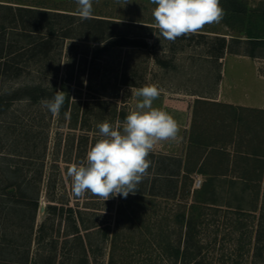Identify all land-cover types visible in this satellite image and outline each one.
<instances>
[{"label":"rangeland","instance_id":"obj_1","mask_svg":"<svg viewBox=\"0 0 264 264\" xmlns=\"http://www.w3.org/2000/svg\"><path fill=\"white\" fill-rule=\"evenodd\" d=\"M245 1L249 12L240 28H231L222 19L219 23L205 24L195 33L226 36L227 39L236 37L243 41L249 34L264 38V0ZM0 3L76 15L75 26L66 38L59 32L66 22L50 14L41 17L40 23L48 24L56 32L44 45V50L35 55L29 45L50 37L48 28L43 32L23 34L12 27L14 25L7 27L5 22V19L13 21L17 13L0 9V50L4 49L0 70L5 69V59L22 67L21 74L15 77L0 72V98L3 99L0 104V264L45 261L51 237L58 242L57 263H69L72 243L65 247L64 241L72 239L68 231L73 219L67 212L68 206L74 210L91 207L95 213L87 219L96 217L100 223L114 225L121 196L107 201L91 199L90 193L77 197L68 170L86 158L87 151L99 138L98 123L122 122L120 112L128 115L135 110L139 100L133 95L135 89L156 85L160 95L152 107L172 115L180 127L176 141L158 142L151 150L153 153L184 159L189 153L197 167L204 163L205 171L210 174L239 176L243 171L231 161L238 149L235 143L227 147L231 160L225 162L226 155L222 152L211 153L212 150L191 147V133L201 131L212 135V143L219 140L218 147L222 146L221 140L229 137L238 143L240 139L252 138L258 147L264 145V56L251 58L227 52L221 59H208L205 42L196 45L189 40H176L177 51L169 53L168 40L160 34L158 41L149 38V47L144 49L105 46L106 41L84 37L86 26L77 15L76 0H0ZM155 7L151 0H127L126 4L125 0H93L92 17L155 26L152 15ZM108 27V32L114 35L131 31L117 25ZM234 47L242 50L243 45L238 43ZM15 54L17 57L13 58ZM154 55L171 60L172 66L158 65ZM124 81H133L140 87H129L122 84ZM64 83L69 87V108L66 114L53 115L43 107L42 101L51 99L55 89L61 91ZM25 87H30V92L36 87L43 89L44 96L38 100L26 96L17 98L27 93ZM197 98L250 109L236 115L228 113L227 117L231 122L234 120L235 125L225 127L220 124L226 117L225 111L214 105L195 107ZM75 109L79 117L72 126L70 114ZM240 117L245 119L242 126L236 125ZM248 122L253 124L252 128ZM158 166L152 165L153 168ZM251 166V173L260 178L250 188L242 183L223 185L218 191L219 205L205 210V221L196 228L195 244L199 247L195 248L200 250L198 258L203 264H264V168L262 162H253ZM199 178L202 184L206 180L201 173H192L189 179L181 177L175 199L156 198L154 203L160 205L156 207L157 216L174 212L178 203L186 204L189 213L196 200L194 190L202 186H195ZM153 179L152 174L143 179V183L147 182L146 192ZM160 184L164 186L165 183ZM146 195L151 200L152 196ZM35 201H38L37 209ZM50 204L57 205L58 210L51 209ZM62 204L65 205L63 210ZM44 222V230L39 233L38 228ZM41 236L44 239L38 240ZM99 245L94 264H108L110 241ZM26 259L28 263H24ZM150 262L174 264L169 259L160 260L155 253ZM176 264H181L180 260Z\"/></svg>","mask_w":264,"mask_h":264},{"label":"trees","instance_id":"obj_2","mask_svg":"<svg viewBox=\"0 0 264 264\" xmlns=\"http://www.w3.org/2000/svg\"><path fill=\"white\" fill-rule=\"evenodd\" d=\"M220 5L225 10L223 20L227 26L231 28H240L244 25L245 17L249 12L248 3L245 0H220ZM2 8L9 11L14 10L17 13L16 18L14 15L13 21L5 19V22L8 24L7 27L14 25L12 27L18 28L21 32L23 31V34L29 35L28 33L30 32H43V30L48 28L50 37L40 38L38 41L39 43L31 42L29 45L35 55L37 52H42V49L44 50V45L50 42V38L56 32V29L50 28L48 24H41V17H46V15L50 14L54 16L55 19H60L59 21L62 19L66 22L65 25L59 28V32H61V35L65 38L70 37L69 35L76 23V15L73 14L52 12L33 7H25L23 5L14 7L13 5L0 3V9ZM79 19L82 20L81 18ZM82 21V24L86 26V35L84 37L91 41H106L105 46H131L144 49L149 47V38L156 41L159 36L158 34H160L159 29L154 25L145 23L114 21L99 17H92ZM79 24L81 23L79 22ZM110 25L129 28L131 31L128 30L124 33H118L117 35L110 34L108 32V26ZM176 40H189L196 45L205 42L207 47L206 57L213 60L223 58L227 52L244 54L251 58L264 56V38L252 36L250 34L244 41L236 37L227 39L226 36L209 35L202 32L188 33L178 37ZM176 40L174 42L167 41V52L175 53L177 51ZM238 43L243 45L242 50L234 47V45ZM3 50V48L0 50V59H4ZM13 56V58H16L17 54ZM154 59L158 65H163V67L168 68L172 66L171 60H163L158 55H154ZM4 63L5 69H3V71L0 70V72L14 77L21 74L22 67L20 65L15 66V63L11 64L7 59H5ZM122 84L129 87H140L133 81H124ZM29 88L30 87H25L27 93H25V95H18L17 98L26 96L32 100H38L44 96L43 89L36 87L30 92L28 91ZM61 91L66 93V99L60 110V114H66L70 104L69 87L64 83L61 87ZM55 92L56 89L52 96H54ZM2 103L3 99L1 97L0 104ZM198 104L214 105L222 108V110L225 111L226 117L220 121V124L225 127L235 125V121L233 120L231 122L227 117L228 113L236 115L246 109H250L203 98L196 99L195 107H197ZM252 110L254 111V109ZM258 111H260V109ZM70 115L72 120L71 124L75 126L79 117L78 110L75 109ZM126 116L127 114L124 112L119 113V118H121V120H124ZM244 121L245 119L240 117L236 121V125L238 124L239 126L241 124L242 126ZM248 125L249 128L253 127V124L249 122ZM199 132H197V134L195 131L191 133L189 138L191 147L194 146L212 150L211 153L222 152L226 155V158H224L226 162L231 160L227 147L235 143L238 149H236V156L234 155V159L231 161L243 172L239 176L216 173L210 174L205 171L204 163L197 167V164L189 153L184 159L179 156L150 152L148 159L151 161V165L147 175H154V179L148 191L149 193L144 189L147 182H141L138 185V191L135 195L130 193L127 198L121 196L113 226L110 222L100 223L97 221L96 217L87 219V216L93 217L92 215L95 213V211L90 209L91 207L86 206V209L77 208L76 210H74V207H67V212H69V216H72L71 218L73 221L68 231V235H71L72 239L66 238L64 241L65 247H67L66 245H68L69 242L72 243L69 245L72 251L71 261L66 264H94L101 248L99 244L108 241H110L108 264H151L150 261L153 253H155L160 260L169 259L174 262V264L179 260L181 264H203L198 258L200 250L196 251V248L199 246L195 244L197 243V241H195V232L198 225L205 221V210L219 205L218 191L223 185L234 186L236 183H242L245 188H250L251 184L260 178L251 173V164L253 162H262L264 168V145L258 147L252 138L248 140L240 139L241 142L238 143L236 140L229 137L228 140L226 138L221 140L222 146L218 147L216 143L219 140H216V143H212L210 139L212 135L207 136V134L205 135L201 131ZM240 143L241 145L239 146ZM243 148L244 150H242ZM208 152L209 151H207V153ZM154 159H157V161L155 162ZM153 163H155L156 166L159 164V166L153 168ZM192 173L204 174L206 180L199 189L194 190L196 200L191 205V211L189 213L186 211V204L178 203L176 204V210L174 212L169 211V214L165 213L161 215V217L157 216L158 211L156 209L158 208L156 207H160V205L154 203V200L162 197L175 199L177 191L179 190L178 183L180 178L185 177L189 179ZM160 183L165 184L162 186ZM146 194L152 196L151 200L148 199ZM94 198L98 197L93 196L91 199ZM34 203L37 209L38 201ZM50 208L54 209V211L58 210L57 205L50 204ZM60 208L63 210L65 205L62 204ZM157 221L160 222L157 224ZM44 227L45 222L39 226V233L44 230ZM30 228L32 229L33 225H31ZM41 239H44V236L38 238V240ZM50 243V252L48 257L44 258L45 261L36 260L33 264H58V242L54 237H51ZM144 254L146 257L142 258ZM22 262L23 261H9L8 263L21 264ZM24 263H28V259H26Z\"/></svg>","mask_w":264,"mask_h":264},{"label":"clouds","instance_id":"obj_3","mask_svg":"<svg viewBox=\"0 0 264 264\" xmlns=\"http://www.w3.org/2000/svg\"><path fill=\"white\" fill-rule=\"evenodd\" d=\"M151 3L156 5L152 11L155 27L163 38L173 42L197 32L205 24L219 23L225 15L220 0H151ZM76 4L79 18H92L93 0H76ZM133 95L139 98L135 110L122 122L98 123L99 138L87 151L86 158L68 170L77 197L90 193L107 201L117 195L124 198L130 193L135 195L148 174L151 165L148 156L154 146L160 141L178 139V122L169 113L152 107L160 95L156 85L135 89ZM65 99V92L56 91L42 105L58 115Z\"/></svg>","mask_w":264,"mask_h":264},{"label":"built area","instance_id":"obj_4","mask_svg":"<svg viewBox=\"0 0 264 264\" xmlns=\"http://www.w3.org/2000/svg\"><path fill=\"white\" fill-rule=\"evenodd\" d=\"M202 185V180L201 178H199L198 180H196L195 186L200 187Z\"/></svg>","mask_w":264,"mask_h":264},{"label":"crops","instance_id":"obj_5","mask_svg":"<svg viewBox=\"0 0 264 264\" xmlns=\"http://www.w3.org/2000/svg\"><path fill=\"white\" fill-rule=\"evenodd\" d=\"M229 104H231V103H229Z\"/></svg>","mask_w":264,"mask_h":264}]
</instances>
